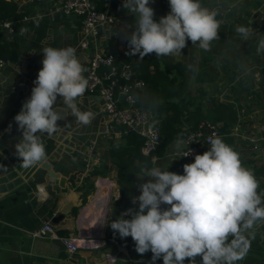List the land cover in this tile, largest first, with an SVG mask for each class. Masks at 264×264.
I'll return each instance as SVG.
<instances>
[{
    "label": "crops",
    "instance_id": "0c3cea01",
    "mask_svg": "<svg viewBox=\"0 0 264 264\" xmlns=\"http://www.w3.org/2000/svg\"><path fill=\"white\" fill-rule=\"evenodd\" d=\"M60 1L16 0L17 10L22 12V19L18 24L20 52L15 59H8L10 64L0 67V145L4 146V163L0 161V264H107L102 249L80 251L73 256L64 249L66 255L62 257L58 251L61 245L58 241L32 235L33 228L40 226L48 218H57L60 215L62 217L58 218V221H52L56 235L68 236L75 232V213L83 203V198L87 199L92 193L96 177L103 175L87 176L88 170L98 161L86 167L85 151L91 140L96 139L99 152L108 163L109 148L112 144L126 147L133 145L127 135L132 132L126 135H101L105 121V114L101 111V97L86 90L80 98L84 104L81 109L91 111L95 116L90 124L78 123L76 118L69 114L66 120L58 122L60 129L56 133L44 137L46 156L54 162L55 169L60 174L58 176L63 177L61 182L58 177H54L52 181L47 179L45 171L40 168L23 173L22 164L18 161L10 162L5 152L10 151L8 144H12L14 136L21 132L14 117L31 95L28 91L34 87L33 81L42 68L44 47L72 46L77 50L83 66L93 49L103 53H115L125 49V20L117 10L121 19L117 27L101 30L93 39L92 46L83 49L79 46L82 37L81 19L56 21L53 18V12L60 8ZM93 1L98 8H103L104 0ZM201 2L219 12V39L213 41L212 47L207 51L192 45L188 40L181 54L164 56L168 62L178 63L180 70L173 66L170 75L175 76L177 81L185 78L189 93L179 100L177 116L161 123V135L164 138L166 129L169 139L166 143L162 142L156 151L162 156L160 162L152 163L150 158L149 160L152 167L167 168L168 171L183 174L184 158L179 151L186 146L185 132L191 128L195 129L203 121H209L220 129L219 136L240 154L242 165L252 169L259 181L258 192H264V54L256 53L257 42L264 38V0ZM115 5L116 1L113 0L114 9ZM169 12V0H155V20L159 21ZM11 25L13 32L0 24V50L1 45L9 41L15 32L14 25ZM239 25L248 26L252 31L247 40L241 39L236 33L235 29ZM3 53L0 52V57L5 58ZM153 67V64L149 65V68ZM144 87L138 93V99ZM152 90L158 94L167 93L168 100H178L173 83H154ZM121 97L119 94V98ZM62 100L63 98L58 96V106H63ZM149 111L151 113L150 109ZM158 113H163L162 117L167 114L175 116L172 110L167 109ZM70 119L73 123L67 122ZM180 129L181 133H178ZM255 136L260 137L259 147L240 142L242 138ZM140 146L141 143L139 150L142 153ZM207 148L209 149L210 145H207ZM139 160L136 156L124 170L132 175L135 181H146L147 177L138 175ZM140 169L142 172L145 167ZM117 174L118 166L111 162L104 176L113 178L117 187L113 193L115 197L112 199L113 216L109 220V232L125 246L127 254L123 253L121 258L112 264H153L150 251L141 255L134 248L129 249L126 242L132 238L129 236L124 240L110 227V223L120 217L128 205V199H125L123 204L119 205L120 208H117L120 196ZM132 191L130 190L129 195ZM196 260L197 264H200L201 258L197 257ZM154 264H163L162 258ZM185 264H189L187 259ZM236 264H264V225L256 229L248 254Z\"/></svg>",
    "mask_w": 264,
    "mask_h": 264
},
{
    "label": "clouds",
    "instance_id": "9594fccd",
    "mask_svg": "<svg viewBox=\"0 0 264 264\" xmlns=\"http://www.w3.org/2000/svg\"><path fill=\"white\" fill-rule=\"evenodd\" d=\"M149 4L123 0L122 7L135 18L130 33L124 32L130 55L181 54L188 40L207 51L219 39V12L201 0H169L170 12L158 22ZM235 31L243 40L252 35L245 25ZM42 52L31 95L14 117L22 133L16 155L26 169L46 158L44 137L56 133L69 112L83 125L95 118L80 107L89 81L77 50L48 46ZM256 53L264 54V38L257 42ZM58 96L62 107L56 103ZM207 143V151L183 165V174L160 167L140 172L149 179L132 199L138 209L129 208L110 223L121 238H132L137 253L150 251L153 264L161 258L163 264H185L186 259L197 264V257L200 264H236L248 254L256 229L264 225V192H258L252 169L242 165L240 154L219 135L213 134Z\"/></svg>",
    "mask_w": 264,
    "mask_h": 264
},
{
    "label": "built area",
    "instance_id": "2783aa9c",
    "mask_svg": "<svg viewBox=\"0 0 264 264\" xmlns=\"http://www.w3.org/2000/svg\"><path fill=\"white\" fill-rule=\"evenodd\" d=\"M40 1V0H33ZM123 3V0H115ZM113 0H104L103 8H98L93 0H61L59 9L68 14H77L82 22V37L79 41L81 48H90L95 36L105 28L117 27L120 22L119 14L112 7ZM2 25L10 32L14 31L9 21ZM10 64L9 60L0 57V67ZM84 76L88 79L87 90L101 97V111L105 114L101 135L138 132L141 136V151L149 156L153 162H160L162 156L158 150L162 135L160 126L152 119L149 110L139 104L138 93L144 87L145 81L129 64L120 66L115 63L113 52L92 50L85 62ZM119 94L122 96L119 98ZM213 134H220V129L212 122L203 121L185 136L186 146L179 151L184 158V164L194 162L196 154L207 151L208 138ZM189 153V154H188ZM188 154V155H187ZM100 152L96 139L91 140L85 151L86 167L100 159ZM183 164V165H184ZM138 184L130 193L129 208H136L133 197L140 195ZM117 184L113 178L99 175L94 180V188L75 213V232L68 236H58L54 230L51 218L46 219L32 231L35 237L61 238L65 251L73 256L80 251H95L102 249L103 258L107 264H112L127 254L124 245L117 237L109 232V220L112 218V199Z\"/></svg>",
    "mask_w": 264,
    "mask_h": 264
},
{
    "label": "trees",
    "instance_id": "16d2710c",
    "mask_svg": "<svg viewBox=\"0 0 264 264\" xmlns=\"http://www.w3.org/2000/svg\"><path fill=\"white\" fill-rule=\"evenodd\" d=\"M123 3H117L115 5V11L117 10L118 13L123 15L125 20L126 32L131 31L129 26L134 25V16L127 12L123 7ZM150 7L154 9L155 7V0H150ZM22 19V12L17 10V3L16 0H0V24L3 21L9 20L15 27V32L11 35V39L9 41H5L4 44L1 45V51H3V56L6 59H15L19 52V38H18V24L19 21ZM155 20V19H154ZM158 22V20H156ZM124 50H118L114 53L115 56V63L117 65H121L123 63H129L138 73V75L144 79L145 87L143 92L139 95V104L141 107L145 109L151 110L152 119L160 126L161 130V123L167 119L174 118L177 116V112H179L178 102L179 100L183 99V96L189 93L188 82L185 78L176 80L175 76L170 75L171 68L176 67L177 70L179 69V65L176 62H168V60L164 56L157 57L155 53L149 54L140 58L139 54L130 55L127 40L124 38ZM153 64V69L149 68V65ZM161 65H163L161 67ZM173 83L174 85V92L175 96L178 97V100L170 98L168 100L167 93L158 94L152 90L154 83ZM144 93V94H143ZM174 95V93H173ZM172 95V96H173ZM171 96V97H172ZM162 109L172 110L175 113V116L171 117L168 114L165 117H162L163 113H158ZM163 129V127H162ZM191 128L187 132H185V136L188 132L193 130ZM164 138L162 137L161 143L168 142L169 133L165 129L164 130ZM181 133V129L178 131ZM124 133L122 135H126ZM129 135V142H132L133 145L122 146V145H115L112 144L109 148V155L108 160L111 162L116 163L118 166V185L120 190V196L118 198L117 208H120V204H123V200L129 198L130 190H134V188L140 184V182H145V179L137 182L133 179V176L128 174L124 167L130 162H133V159L137 156L139 157V164L137 165L138 172H141V167L144 166L146 168H151L149 157L143 155L139 150V145L141 143V136H139L138 132L128 133ZM185 138V137H184ZM100 156L101 160L95 162L92 167L88 170L87 176L94 177L98 174L105 175L108 172V167L110 163L107 162L105 157ZM147 179H149L147 177ZM94 187V185H93ZM92 187V188H93ZM92 190V189H91ZM86 198V197H85ZM83 198L82 202H85L86 199ZM117 203V201L115 202Z\"/></svg>",
    "mask_w": 264,
    "mask_h": 264
},
{
    "label": "water",
    "instance_id": "95a60500",
    "mask_svg": "<svg viewBox=\"0 0 264 264\" xmlns=\"http://www.w3.org/2000/svg\"><path fill=\"white\" fill-rule=\"evenodd\" d=\"M53 18H54V20H56V21H61V20H66V19H75V18H80V16L79 15H77V14H68V13H66L63 9H56L54 12H53ZM87 60H88V57H87ZM86 60V61H87ZM12 71H15L14 69H12ZM32 90V89H31ZM31 90H29L28 91V93H29V95L31 94ZM30 97V96H29ZM62 104H63V100H62V102H61ZM11 104V103H10ZM82 105H84L83 103H81V100H80V107L83 109V107H82ZM69 114H71L70 112L68 113V115ZM67 115V116H68ZM66 116V118H68ZM66 118H65V120H66ZM67 122H71V123H73V121H72V119H70V120H67ZM74 125H78V123H74ZM20 133L21 132H19V134L16 136H14V138L12 139V137H11V139L13 140V142H12V144L10 143V144H8V145H10V151L9 152H7V151H5L6 152V154H8V157H9V161L10 162H15V161H18V162H20V163H22V160H21V158H19V157H17V155H16V148H15V145L19 142V140H20V138H21V135H20ZM258 139H260V137L259 136H255V137H251V138H242L241 140H240V142L241 143H245V144H249V145H255V146H257V147H259V146H261V142L259 143L258 142ZM0 161L2 162V163H4V158H3V153H2V149H4V146H2V145H0ZM3 165V164H2ZM23 167V166H22ZM38 168H40V169H42L43 171H45V173H46V177H47V179H49V180H53V178L55 177V178H60V182L63 180V177L62 176H58V172L56 171V169H55V166H54V162H52V159L51 158H49V157H47L46 156V158L45 159H43L42 161H40L39 163H37L36 165H34V166H32V167H30V168H24V170H23V173H26L27 172V170H31L32 172L34 171V170H36V169H38ZM60 175V174H59ZM65 179V178H64ZM60 217H62V215H60L59 217H57V218H52L51 220L52 221H54V222H56V221H58V218H60ZM37 227H35V228H33V229H36ZM122 239H126V238H122ZM52 240H56V241H58V243L59 244H61L59 247H58V251H59V254H60V256H62V257H64L66 254H65V252H64V245H63V243H62V240H61V238H59V237H57V238H52ZM126 246L129 248V249H135V242L133 241V240H128L127 242H126Z\"/></svg>",
    "mask_w": 264,
    "mask_h": 264
}]
</instances>
